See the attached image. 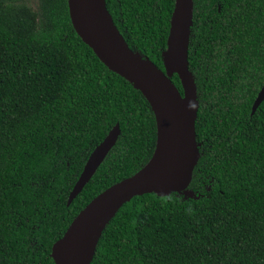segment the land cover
<instances>
[{"label": "trees", "instance_id": "16d2710c", "mask_svg": "<svg viewBox=\"0 0 264 264\" xmlns=\"http://www.w3.org/2000/svg\"><path fill=\"white\" fill-rule=\"evenodd\" d=\"M176 0H106L130 48L165 69ZM189 69L199 161L189 188L134 196L91 264H264V0H194ZM172 81L183 93L178 74ZM120 134L68 204L93 150ZM153 109L73 27L68 0H0V264H57L78 213L145 167Z\"/></svg>", "mask_w": 264, "mask_h": 264}, {"label": "water", "instance_id": "95a60500", "mask_svg": "<svg viewBox=\"0 0 264 264\" xmlns=\"http://www.w3.org/2000/svg\"><path fill=\"white\" fill-rule=\"evenodd\" d=\"M68 7L73 27L82 40L110 70L131 82L149 101L158 131L156 149L149 163L93 198L52 247V257L57 264H91L105 227L134 196L150 192L167 196L179 192L185 198L197 197L189 188L200 147L196 136L197 84L188 60L194 0L175 1L167 47L162 53L164 70L130 48L106 0H68ZM175 73L179 75L183 93L172 81ZM263 99L264 85L252 112ZM119 134L116 124L93 150L68 204L91 179L116 144Z\"/></svg>", "mask_w": 264, "mask_h": 264}]
</instances>
